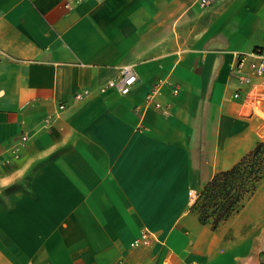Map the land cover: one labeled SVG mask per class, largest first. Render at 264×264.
I'll return each mask as SVG.
<instances>
[{
    "label": "crops",
    "instance_id": "obj_1",
    "mask_svg": "<svg viewBox=\"0 0 264 264\" xmlns=\"http://www.w3.org/2000/svg\"><path fill=\"white\" fill-rule=\"evenodd\" d=\"M63 1L0 0V159L28 137L0 166V264H264V180L215 230L190 209L262 139L231 69L264 54V0ZM124 65L131 92H100Z\"/></svg>",
    "mask_w": 264,
    "mask_h": 264
},
{
    "label": "built area",
    "instance_id": "obj_2",
    "mask_svg": "<svg viewBox=\"0 0 264 264\" xmlns=\"http://www.w3.org/2000/svg\"><path fill=\"white\" fill-rule=\"evenodd\" d=\"M84 0H64L63 5L67 10H72L77 4ZM221 0H197V6L201 9L208 8ZM5 53L0 49V60ZM231 76L237 83L238 87L231 94V98L243 104L248 111V115L255 116L262 122V130H264V54L258 51L250 53H240L236 57V61L231 69ZM137 82V74L132 65H124L120 68L116 78L107 81L99 88L100 92L107 90H115L121 95H127L131 92ZM159 89V86L147 96V100L151 101L153 95ZM87 93V92H85ZM83 94H77L76 98L82 97ZM156 107L161 108L159 104ZM64 106L60 105L62 109ZM261 141L264 143V131H261ZM28 137L22 135L19 143L9 149V154L4 159H0V166L12 167L19 160L21 149L27 141ZM153 239L150 232L143 231L132 242V246H149Z\"/></svg>",
    "mask_w": 264,
    "mask_h": 264
},
{
    "label": "trees",
    "instance_id": "obj_3",
    "mask_svg": "<svg viewBox=\"0 0 264 264\" xmlns=\"http://www.w3.org/2000/svg\"><path fill=\"white\" fill-rule=\"evenodd\" d=\"M261 180H264V143L259 142L233 167L217 173L197 195L190 209L202 224H209L215 230L243 208Z\"/></svg>",
    "mask_w": 264,
    "mask_h": 264
}]
</instances>
